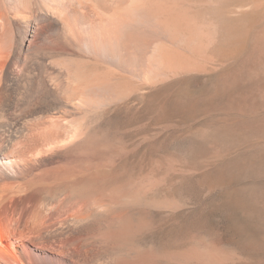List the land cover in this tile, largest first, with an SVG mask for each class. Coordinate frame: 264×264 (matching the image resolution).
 Listing matches in <instances>:
<instances>
[{"label":"bare ground","instance_id":"6f19581e","mask_svg":"<svg viewBox=\"0 0 264 264\" xmlns=\"http://www.w3.org/2000/svg\"><path fill=\"white\" fill-rule=\"evenodd\" d=\"M192 6L0 0V264H151L122 252L145 225L131 209L157 202L111 185L116 158L87 120L194 71ZM175 251L168 259L222 262L202 243Z\"/></svg>","mask_w":264,"mask_h":264},{"label":"rangeland","instance_id":"374dc122","mask_svg":"<svg viewBox=\"0 0 264 264\" xmlns=\"http://www.w3.org/2000/svg\"><path fill=\"white\" fill-rule=\"evenodd\" d=\"M192 8L194 71L87 120L116 158L111 185L157 202L131 209L145 225L122 253L187 264L167 254L202 243L221 255L212 264H264V0Z\"/></svg>","mask_w":264,"mask_h":264}]
</instances>
